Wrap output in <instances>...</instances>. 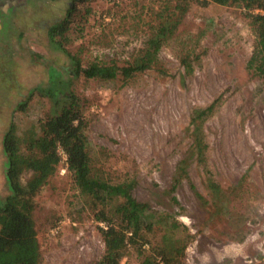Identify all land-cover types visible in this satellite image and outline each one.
Listing matches in <instances>:
<instances>
[{
    "label": "rangeland",
    "instance_id": "obj_1",
    "mask_svg": "<svg viewBox=\"0 0 264 264\" xmlns=\"http://www.w3.org/2000/svg\"><path fill=\"white\" fill-rule=\"evenodd\" d=\"M178 1L80 0L63 44L83 66L124 65L148 40L155 11ZM70 4L0 0V198L9 194L5 133L15 124L24 142L39 134V120L55 103L49 90L67 88L84 106L93 173L112 182L135 179V197L161 219L153 243L142 252L130 246L122 264H145L168 229L167 241L185 246L176 264H264V85L247 68L256 35L244 8L191 1L161 51L164 72L149 70L123 84L77 76L51 40L50 27ZM194 49L200 60L186 74L180 52ZM216 99L203 124L208 147L200 163L190 152V120ZM59 154L36 197L40 264H97L106 223L95 218L93 200Z\"/></svg>",
    "mask_w": 264,
    "mask_h": 264
},
{
    "label": "trees",
    "instance_id": "obj_2",
    "mask_svg": "<svg viewBox=\"0 0 264 264\" xmlns=\"http://www.w3.org/2000/svg\"><path fill=\"white\" fill-rule=\"evenodd\" d=\"M78 1L71 0L67 16L49 29L51 40L58 43L71 59L73 72L77 76L83 75L100 82L121 79L123 84H127L149 70L164 72L161 51L173 38L189 3L193 1L202 6L217 3L244 8L256 35L247 68L264 85V0H181L182 3L178 1L174 5L167 4L155 11L148 40L126 64L95 61L87 66H83L79 58L71 54L63 44L67 40L72 25L71 16ZM182 44L184 47L187 45L185 41ZM195 50L180 52V63L186 74L193 73L196 61L200 60ZM66 89L63 92L60 89L49 90L48 94L54 98L55 103L39 120V134L24 142L15 124H11L5 133L3 145L7 158L5 175L9 194L4 199L0 198V264L41 263V245L35 221L36 197L57 168L60 161L59 148L67 155V169L75 183L82 193L93 200L97 208L95 218L106 223V227L100 228L105 251L97 264H122L130 246L142 252L144 244L153 243L151 236L163 231L159 223L161 219L151 210L150 204L135 197V179L125 178L112 182L93 173L84 106L73 91ZM59 93L62 94L60 97ZM218 102L219 99H216L206 107L196 108L191 116L193 142L190 152L200 163L205 161L208 147L203 124L214 114ZM185 163L186 160L182 165ZM182 165L179 168L180 174L185 171ZM26 171L32 175L24 181L23 174ZM176 181L179 183V180ZM173 187L176 188L175 183ZM216 188L220 191L218 185ZM176 227L175 223L170 226L172 229ZM171 232L169 229L165 232L162 246L152 244L153 253L145 264H160L158 257L162 258L163 264L177 263L185 246H181L179 240L174 238L167 241Z\"/></svg>",
    "mask_w": 264,
    "mask_h": 264
},
{
    "label": "built area",
    "instance_id": "obj_3",
    "mask_svg": "<svg viewBox=\"0 0 264 264\" xmlns=\"http://www.w3.org/2000/svg\"><path fill=\"white\" fill-rule=\"evenodd\" d=\"M59 152L60 153H62L63 155H65L66 156V158H67V155H66V153L61 149V148H59Z\"/></svg>",
    "mask_w": 264,
    "mask_h": 264
}]
</instances>
